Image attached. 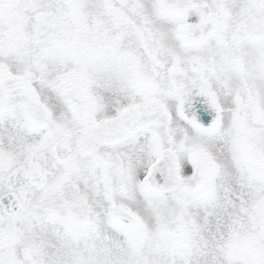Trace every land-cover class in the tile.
<instances>
[{
    "label": "snow or ice",
    "instance_id": "6c2138e0",
    "mask_svg": "<svg viewBox=\"0 0 264 264\" xmlns=\"http://www.w3.org/2000/svg\"><path fill=\"white\" fill-rule=\"evenodd\" d=\"M0 264H264V0H0Z\"/></svg>",
    "mask_w": 264,
    "mask_h": 264
}]
</instances>
